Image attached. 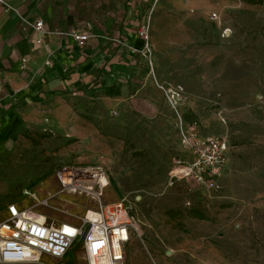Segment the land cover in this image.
Masks as SVG:
<instances>
[{
    "label": "rangeland",
    "instance_id": "rangeland-1",
    "mask_svg": "<svg viewBox=\"0 0 264 264\" xmlns=\"http://www.w3.org/2000/svg\"><path fill=\"white\" fill-rule=\"evenodd\" d=\"M5 1L24 27L33 21L16 13L21 5L89 31L111 51L75 94L21 104L20 125L0 142V210L14 199L31 207L25 190L37 198L58 191L61 164L102 166L110 180L103 202L128 204L134 222L127 264H264V4ZM132 21L137 30L148 22V41ZM209 137L226 140L228 164L205 186L186 170L185 142ZM52 203L35 210L55 220H75V212L99 219L87 196L66 192ZM194 208L207 219L194 217ZM70 264L83 262L73 254Z\"/></svg>",
    "mask_w": 264,
    "mask_h": 264
},
{
    "label": "built area",
    "instance_id": "built-area-1",
    "mask_svg": "<svg viewBox=\"0 0 264 264\" xmlns=\"http://www.w3.org/2000/svg\"><path fill=\"white\" fill-rule=\"evenodd\" d=\"M0 6L5 13L11 11L5 0H0ZM212 19L217 21L218 14L214 12ZM147 23L145 21L136 32L146 41L150 37ZM25 25L39 32L44 31L42 19L26 21ZM58 34L64 35L63 32ZM69 35L80 47H84L91 37L89 33L76 31ZM185 145L191 150V161L186 163V170L200 184L212 186L227 168L229 149L226 140L195 138L186 140ZM54 176L60 184L58 191L49 192L45 198H37L35 193L25 190L24 194L34 196L31 207H20L18 199H14L7 201L4 210H0V264H49L45 258L70 264L73 254L83 264H127V245L133 234L134 222L128 204L107 205L103 202L105 190L110 184L104 167L66 163L56 168ZM66 192L87 196L97 202L95 212L99 219L75 212L71 214L75 220H55L35 210L39 206L55 209L52 200L59 199ZM79 208L86 212L94 211L85 205ZM121 212L127 214V220H112Z\"/></svg>",
    "mask_w": 264,
    "mask_h": 264
},
{
    "label": "crops",
    "instance_id": "crops-1",
    "mask_svg": "<svg viewBox=\"0 0 264 264\" xmlns=\"http://www.w3.org/2000/svg\"><path fill=\"white\" fill-rule=\"evenodd\" d=\"M8 1L19 5L18 0ZM21 6V12L16 10V13L31 21L42 19L44 31L24 27L15 13H5L0 6V142L20 125L16 112L23 102L36 103L49 95L68 91L75 94L87 78L90 80L86 83L96 79L102 60L110 59L111 50L104 53L103 46L99 47L91 37L80 47L70 36L58 34L89 31L65 28L63 21L50 22L49 13L37 17L35 12L25 11L24 5ZM131 25L136 34L137 24L132 21ZM126 37L132 36L126 33ZM82 68L91 70L83 74Z\"/></svg>",
    "mask_w": 264,
    "mask_h": 264
},
{
    "label": "trees",
    "instance_id": "trees-1",
    "mask_svg": "<svg viewBox=\"0 0 264 264\" xmlns=\"http://www.w3.org/2000/svg\"><path fill=\"white\" fill-rule=\"evenodd\" d=\"M247 2L251 3V4H264V0H246ZM191 214L196 217V218H200V219H207V216H205L204 214H202L198 209L194 208L191 211Z\"/></svg>",
    "mask_w": 264,
    "mask_h": 264
},
{
    "label": "bare ground",
    "instance_id": "bare-ground-1",
    "mask_svg": "<svg viewBox=\"0 0 264 264\" xmlns=\"http://www.w3.org/2000/svg\"><path fill=\"white\" fill-rule=\"evenodd\" d=\"M121 215H127V214H125V213L123 212ZM121 215L119 216V218L121 217ZM117 221H120V220L118 219Z\"/></svg>",
    "mask_w": 264,
    "mask_h": 264
}]
</instances>
